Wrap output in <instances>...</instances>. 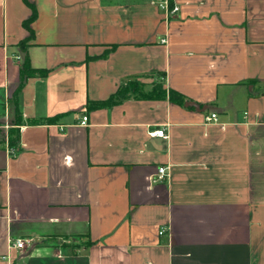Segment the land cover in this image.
I'll return each mask as SVG.
<instances>
[{
	"label": "crops",
	"instance_id": "0c3cea01",
	"mask_svg": "<svg viewBox=\"0 0 264 264\" xmlns=\"http://www.w3.org/2000/svg\"><path fill=\"white\" fill-rule=\"evenodd\" d=\"M27 1L32 37L0 0V125L24 57L48 73L15 155L0 129V264H264V0ZM128 78L182 102L87 108Z\"/></svg>",
	"mask_w": 264,
	"mask_h": 264
},
{
	"label": "trees",
	"instance_id": "16d2710c",
	"mask_svg": "<svg viewBox=\"0 0 264 264\" xmlns=\"http://www.w3.org/2000/svg\"><path fill=\"white\" fill-rule=\"evenodd\" d=\"M23 1L31 10V14L29 18L26 21H24L23 25L29 31V36L32 37L33 32L32 29L29 27V24L36 18L37 12L33 4L29 3L27 0H23ZM169 6L170 7L172 6L171 2H169ZM19 47L24 49L25 41L20 42ZM113 47L114 45H112V48ZM47 73L48 70L46 69L31 68L27 56L24 57L19 67L20 81L11 99L13 119L11 121L12 127L8 129V136H7L8 139L7 144L8 147L13 150L12 153L13 155H15L19 151V129L18 127L15 126H19L23 122L22 113L20 112L18 106V94L27 78L33 77L35 75H39L43 77L46 76ZM160 76L163 78L164 75L160 74ZM166 97L174 102H179V103L182 102V96L173 90L165 89L163 87L162 81H157L149 89H145L144 86L136 78H128L124 81H121L117 86L115 92L112 93L107 99L102 101H95V102L88 101L87 108L92 109V108L110 107L119 104L129 98L162 100L165 99ZM56 119L57 117H54L52 119H48L47 121H55ZM41 121L42 120H34L32 122L35 124H39ZM73 247L74 246H70L71 249Z\"/></svg>",
	"mask_w": 264,
	"mask_h": 264
},
{
	"label": "built area",
	"instance_id": "2783aa9c",
	"mask_svg": "<svg viewBox=\"0 0 264 264\" xmlns=\"http://www.w3.org/2000/svg\"><path fill=\"white\" fill-rule=\"evenodd\" d=\"M157 6L163 10L166 11V14L168 16H171L173 14H175L177 11H178V6L177 5H172L171 7L169 6V0H160L158 1L157 3ZM16 59H18V57L16 56ZM86 121V117L83 116L82 117V121L81 123H84ZM217 121V115L216 113L214 112H211L209 113L208 115H206L204 117V122L205 123H213ZM10 124L8 122V117H7V114L5 113V122L3 125H0V129L3 128L5 129L4 131V137H5V142L7 143V131L8 129L10 128ZM150 135L151 136H158V137H161V138H166L167 137V134L165 132L164 129H157V130H154L152 132H150ZM157 179L156 180H159V179H162L165 174H166V167H158L157 169ZM166 232V227H160L159 230H158V234L162 235ZM11 246L12 247H15V248H22L23 247V241L21 239H16L14 241H11L10 242Z\"/></svg>",
	"mask_w": 264,
	"mask_h": 264
}]
</instances>
